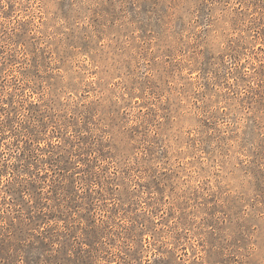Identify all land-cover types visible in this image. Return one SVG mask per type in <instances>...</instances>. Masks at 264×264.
Wrapping results in <instances>:
<instances>
[{
    "label": "clouds",
    "instance_id": "obj_1",
    "mask_svg": "<svg viewBox=\"0 0 264 264\" xmlns=\"http://www.w3.org/2000/svg\"><path fill=\"white\" fill-rule=\"evenodd\" d=\"M0 264H264V0H0Z\"/></svg>",
    "mask_w": 264,
    "mask_h": 264
}]
</instances>
